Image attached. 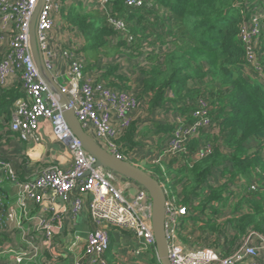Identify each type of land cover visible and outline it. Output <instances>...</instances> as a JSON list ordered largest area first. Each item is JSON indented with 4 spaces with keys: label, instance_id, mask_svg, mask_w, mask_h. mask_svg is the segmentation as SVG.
Returning <instances> with one entry per match:
<instances>
[{
    "label": "trees",
    "instance_id": "trees-1",
    "mask_svg": "<svg viewBox=\"0 0 264 264\" xmlns=\"http://www.w3.org/2000/svg\"><path fill=\"white\" fill-rule=\"evenodd\" d=\"M69 1L59 0V10L66 25L83 37L79 52L84 71L97 67V79L131 91L145 109L170 107L187 120H192L198 99L208 102L213 125L190 137L186 151L168 153L160 163L145 162L153 164L157 177L168 175V186L188 209L180 218L183 241L229 254L250 233L264 235V32L257 47L253 43L262 76L248 68L241 36L242 23L264 0H143L140 6L111 0L106 7L91 0V9L84 0L67 7ZM108 14L124 21L125 29H116ZM125 56L139 60L142 75L135 89L120 66ZM105 57L106 67H100ZM22 95L19 81L0 85V139L17 135L9 125ZM154 127L166 138L174 129L172 122ZM140 132L135 122L123 132L118 143L124 153L137 147ZM206 145L212 150L201 156ZM211 175H217V183L210 182ZM228 207L231 214L219 223L218 215ZM114 229L122 230L110 228L107 257ZM146 254V264H160L154 250Z\"/></svg>",
    "mask_w": 264,
    "mask_h": 264
},
{
    "label": "built area",
    "instance_id": "built-area-1",
    "mask_svg": "<svg viewBox=\"0 0 264 264\" xmlns=\"http://www.w3.org/2000/svg\"><path fill=\"white\" fill-rule=\"evenodd\" d=\"M109 1L97 0L102 7H106ZM125 3L128 6H140L143 0H125ZM37 4L38 0H0V85H7L10 77L21 83L23 95L16 100L10 125L18 138L40 142V121L47 119L55 137L69 147L73 159L68 168L47 166L33 177L21 180L13 161L0 156V170L18 187L16 205L9 208L7 217L16 220L20 226L17 208L23 209L24 218L36 219L38 228L43 229L46 238L52 239L51 223L45 215L32 214L27 201L42 203L46 193H51L68 204L71 215H76L82 210L85 197L88 196L93 226L82 250L76 252L73 264H109L105 254L110 244L111 227L129 230L134 234V255L151 253L156 249V241L152 228V201L148 191L139 186L134 196L130 193L127 195L116 183V173L94 165L95 158L83 148L67 123L59 95L42 77L30 37V25ZM60 5L59 0H45L37 22L38 44L45 67L67 94L69 107L75 111L84 129L108 151L124 159L133 157L132 152L124 153L118 142L123 132L134 122L142 101L129 90L112 88L106 82L88 76L84 71L85 63L79 52V43L73 42L67 47L53 45L51 31L55 27ZM254 8L251 19L242 23L241 36L246 45L248 68L262 76V65L253 43L257 47L259 36L264 32V5L259 4ZM108 15L116 29H125L124 21ZM58 59L66 60V70L57 68ZM197 104L192 120L176 113L173 115L174 129L163 152L154 162L160 163L168 153L186 151L190 137L213 125L207 100L200 98ZM211 150V145H206L199 154L204 156ZM162 177H165L161 184L167 197L165 229L171 264H264V236L260 233H250L244 237L239 247L229 254H222L212 247L187 245L179 234V226L180 218L188 214V209L180 205L176 195L169 190L168 175L164 173ZM29 241L32 242L30 249L15 251V264H25V261H32L38 255L37 243L32 239ZM77 247L78 242L75 240L71 248Z\"/></svg>",
    "mask_w": 264,
    "mask_h": 264
},
{
    "label": "crops",
    "instance_id": "crops-1",
    "mask_svg": "<svg viewBox=\"0 0 264 264\" xmlns=\"http://www.w3.org/2000/svg\"><path fill=\"white\" fill-rule=\"evenodd\" d=\"M89 2L92 1L84 0L86 6L89 5ZM72 3L74 1L70 0L66 4L67 7ZM51 39L55 47L58 45L67 47L72 45L73 42L79 43L81 47L83 41V37L80 34L73 32L66 25L64 15L60 10L56 13L55 27L51 31ZM0 48V51H2V46ZM56 65L59 70L62 69L61 71L67 69V62L64 59H58ZM86 73L93 78H97L99 75V73L92 71H87ZM14 80L13 77H10L5 86L11 85L15 82ZM147 111L148 109H145L144 104H142L141 108L135 113L134 122L137 129L140 130L142 128L138 134L140 137L135 139L136 142L141 138L145 139L144 145L146 144L147 148L151 147L153 142H156V145L161 141L163 144L165 141L164 143L166 144V133L154 127L153 122H158L159 124L170 123L175 112L170 107H157L153 109L152 113H147ZM149 119H154V121L149 122ZM143 127H146L147 130L143 131ZM39 132L41 135L40 142L23 141L17 135L9 137L4 135L0 139V156L10 158L13 161L18 177L21 180L33 177L47 166L54 165L68 168L72 163L73 155L69 147L55 137L50 121L41 119ZM159 146H157L158 152L155 149L153 150L154 152L152 151L153 153L149 150V155H154L155 159L165 147L163 145ZM134 151L135 154L139 153L141 155L142 153V156L145 155L144 153H148L141 152L142 148L139 147H136ZM135 158L137 157L135 156ZM116 183L124 189L127 195H129L128 190L136 184L126 178L124 180L120 175H116ZM136 186L138 185L136 184ZM17 190V185L0 170V264H15V251L22 248L30 249V245H32V242L29 241L30 239L37 243L38 255L32 261H25V264H73L76 252L82 250L88 232L93 226L89 216V197H85L84 206L80 213L76 215H71L68 204L51 193H46L42 203H36L33 200L27 201L32 214L45 215L51 223L53 237L48 239L43 229L38 228L36 219L24 218L23 209L17 208V214L21 219L20 226L16 220L8 219L7 212L9 208L12 205H16ZM75 240L78 242V247L72 249L71 247ZM44 253H46L47 257Z\"/></svg>",
    "mask_w": 264,
    "mask_h": 264
},
{
    "label": "water",
    "instance_id": "water-1",
    "mask_svg": "<svg viewBox=\"0 0 264 264\" xmlns=\"http://www.w3.org/2000/svg\"><path fill=\"white\" fill-rule=\"evenodd\" d=\"M44 3L45 0H38L30 25L32 51L42 77L51 89L59 95L64 117L74 135L81 141L83 148L95 158L94 165L102 166L122 177L130 179L148 191L152 201V228L156 241L157 259L160 264H171L168 255V240L165 229L167 197L163 185L156 177L141 166L108 151L94 136L84 129L75 111L69 107L68 96L62 91L51 72L45 67L44 56L38 44L37 22Z\"/></svg>",
    "mask_w": 264,
    "mask_h": 264
},
{
    "label": "rangeland",
    "instance_id": "rangeland-1",
    "mask_svg": "<svg viewBox=\"0 0 264 264\" xmlns=\"http://www.w3.org/2000/svg\"><path fill=\"white\" fill-rule=\"evenodd\" d=\"M73 1H74V4H78V2H79V0H73ZM89 4H91V2H89ZM91 8L92 7H90V6H86V9H91ZM65 22H66V20H65ZM0 53H1V51H0ZM110 53L113 54L112 51H110ZM1 56H2V53H1ZM107 63H108V57L107 58L105 57L104 61H101L100 67L105 68ZM120 63H121L120 66H122V68L121 67L120 68L129 74V79L131 80V85H130L131 89L132 88L135 89L137 87L138 81L142 75L141 74L142 70L138 66L139 65L138 64L139 63L138 58L125 56V58H123V59L121 58ZM95 69H97V67H95ZM95 69H93L92 72H96ZM88 72H90V71H88ZM119 72L120 71H118V73ZM120 73H124V72H120ZM152 111L153 110H151L149 112V109H148L147 113H152ZM148 121L152 122V121H154V119H149ZM153 123L157 124L158 122H153ZM10 125H11V123H10ZM146 130H147V128L145 127L143 131H146ZM142 134H144V133H142ZM135 137L138 138V137H140V135H136ZM168 137L165 138L166 141L168 140ZM145 141H146L145 139L141 138L139 141H137L136 146L139 148H142L141 152H148V153L147 154L144 153L145 154L144 156H142V153H141V155L139 153H137V154L134 153V155L137 158L129 156L128 160H130L132 162H137V164L139 166L146 169L148 172H153V168H154L153 164H152V166L149 164L147 166V163H145L146 161H151L154 158V155L152 157L151 156L149 157V153H150V151L152 152L154 149L156 150V152H158L157 146H159V145L165 146L166 144L164 143L165 141L163 142V144L161 141V142L157 143L156 145H155L156 142H153L152 146L147 148L146 144L144 145ZM8 159H10V158H8ZM146 167L149 168L151 171L148 170ZM152 174H154V176H156V178L159 179L161 183H163V179L160 176L157 177V175H155L156 173H154V172ZM122 178L125 180V177H122ZM217 181H218L217 175H211L210 176V182H212V183L216 182L217 183ZM168 187H169V190L172 192L170 186H168ZM137 188H138V186H136V184H134V186L128 190V193H130L131 196H134L138 190ZM231 212H232V208H230V207L224 209L222 211V213L218 215V222L219 223L222 222L226 216L231 214ZM112 233L114 234L115 241H114L113 246L111 248V253L108 255V257L105 255L106 259L109 261V264H146L143 261V259H145L146 257H150L148 254L140 255V256L134 255L133 250L136 248V238L131 231L125 230V229H122L121 231H119L118 229H114L112 231ZM198 245H201V244H198ZM44 255L47 257L46 253H44Z\"/></svg>",
    "mask_w": 264,
    "mask_h": 264
},
{
    "label": "clouds",
    "instance_id": "clouds-1",
    "mask_svg": "<svg viewBox=\"0 0 264 264\" xmlns=\"http://www.w3.org/2000/svg\"><path fill=\"white\" fill-rule=\"evenodd\" d=\"M0 57H1V53H0ZM93 136V135H92ZM95 138V137H94ZM96 139V138H95ZM97 140V139H96ZM98 141V140H97ZM99 142V141H98ZM100 143V142H99ZM101 144V143H100ZM163 149H164V147H163ZM163 149H162V151L161 152H159V154L158 155H160L162 152H163ZM128 152H132L133 153V157L135 158V155H134V153H135V151L134 150H131V151H128ZM150 156V155H149ZM5 158V157H4ZM157 158V157H156ZM126 160H128V159H126ZM155 160V158L154 159H152V161H154ZM130 161V160H129ZM132 162V161H131ZM132 163H134V164H137V162H132ZM138 165V164H137ZM15 166V165H14ZM115 173V172H114ZM18 174V173H17ZM116 175H118V174H116ZM127 179V178H126ZM128 180H130V179H128ZM159 180V179H158ZM132 181V180H131ZM134 182V181H133ZM159 182H160V180H159ZM136 183V182H135ZM161 183V182H160ZM136 184H138V183H136ZM140 185L138 184V187H139ZM142 187V186H141ZM155 251V253H156V249L154 250ZM106 255V254H105ZM157 256V255H156Z\"/></svg>",
    "mask_w": 264,
    "mask_h": 264
}]
</instances>
